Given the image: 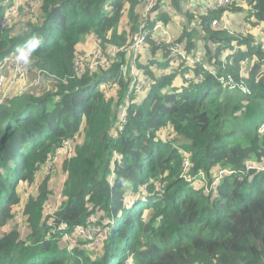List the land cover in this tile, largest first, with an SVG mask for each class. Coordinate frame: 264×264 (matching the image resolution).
I'll use <instances>...</instances> for the list:
<instances>
[{"label": "trees", "instance_id": "1", "mask_svg": "<svg viewBox=\"0 0 264 264\" xmlns=\"http://www.w3.org/2000/svg\"><path fill=\"white\" fill-rule=\"evenodd\" d=\"M32 1L22 0L0 27V62L36 36L40 45L25 68L48 83L41 96L0 103V264H263L264 169L253 166L264 161V68L250 25H264V0H231L209 13L187 8L190 0H158L155 18L167 23L166 7L171 22L188 15L178 40L193 55L201 46L211 69L198 82L186 81L183 73L197 79L201 65L171 64L165 45L153 47L149 34L153 58L144 54L149 65H137L144 89L132 82L129 68L123 73L125 53L104 51L130 44L145 0H39L31 11ZM10 6L0 0V20ZM225 11L242 12L249 29H222ZM215 19L219 24L211 28ZM90 35L102 45L105 70L77 59L79 43ZM232 42L235 53L220 69L218 54ZM212 72L229 74L233 86H221ZM80 135L75 156L60 166L61 190L55 194L46 175L35 194L25 195L41 168L51 172L55 148ZM185 158L192 174L233 173L207 192L182 177ZM95 218L110 226L101 256L89 263L63 238Z\"/></svg>", "mask_w": 264, "mask_h": 264}, {"label": "rangeland", "instance_id": "2", "mask_svg": "<svg viewBox=\"0 0 264 264\" xmlns=\"http://www.w3.org/2000/svg\"><path fill=\"white\" fill-rule=\"evenodd\" d=\"M155 14V11H152V16ZM163 15H166L165 12H163ZM196 17V16H195ZM194 17V18H195ZM191 21V26H194L195 23L197 24V18ZM224 18L226 20V16L224 14ZM161 19V18H160ZM179 19V18H178ZM181 28V26H179ZM255 28V27H253ZM20 29V26L14 30L18 31ZM259 28H256V31H258ZM261 41H264V37L261 39ZM95 45V40L90 36H87L82 42L79 43L78 48L82 51H93L95 48L93 47ZM157 47L158 46H153ZM166 47V46H165ZM100 52L103 51L102 45L99 44ZM110 48L112 46H108V48L104 51L107 53L113 54L111 52ZM151 48L148 47L147 49L143 48V51L141 54L136 56L135 58L132 57V55H126V62L123 64V71H126L127 68L130 69V75H135L138 72V67L137 65L143 64V66H148L149 62H145V58L143 55H149L152 57L151 53ZM226 49H222L218 57L220 60H222L225 57L226 54ZM151 53V54H150ZM200 54V52H198ZM15 55V54H11ZM10 55V56H11ZM10 56H6L5 58L8 59ZM106 64L101 65L99 63V68H95L94 70H105L104 68ZM208 68L211 69V66L208 64ZM99 71V72H100ZM138 79L139 81L142 80V77L140 73L138 72ZM204 74L200 79H204ZM184 79V78H183ZM191 80L193 79V82H198L196 78H190ZM189 79V80H190ZM186 80V79H185ZM187 81V80H186ZM104 84V83H103ZM48 83L44 78L41 77V73H36V72H30L28 69H24L23 64L21 63L20 65L14 67V65L11 68H6L2 67L0 69V103L5 102V100L11 99L15 96H20L23 94H32V95H39L41 96L44 92V90L47 88ZM103 87H106V85H103ZM81 131V130H80ZM83 136L80 135L78 139L76 138H68L67 140V146H65L60 152L57 153V159L56 163L51 166L52 170L49 174H46L45 172L50 170L49 167H44L41 168V170L37 173L36 177L37 180H33L29 187L25 190L24 194L26 195H31L35 194L37 191V184L40 182L41 179L45 178L46 175H48V182L49 185L51 186V189L53 192L58 193L61 190L63 181L66 178V174H62L61 171V164L62 161L68 160L70 157L75 156V149L78 144L82 142ZM57 146L55 150L58 148ZM54 150V152H55ZM205 176H208L205 172ZM210 180H212L213 174L211 176H208ZM194 184L198 185L200 187V182H194ZM202 186V185H201ZM210 184L208 182H204V187L209 188ZM132 195H136L131 192ZM142 198V196H140ZM62 203V202H61ZM59 204V206L61 205ZM58 206V207H59ZM17 209L19 208V205L16 207ZM16 210V209H15ZM19 212V214H18ZM16 212L15 217L18 218V224L17 226L20 227L21 231H24L26 228L25 225V219L24 216L20 214V210ZM98 218H95L92 220L90 224H87L86 227H79V228H74L75 232L72 230L68 233V235L63 238L65 239L68 244H71L72 247H78L88 258L89 263L93 261V259L98 256H101L102 252V247L101 245L103 244L107 232L109 230V223L106 218H100L99 220H96ZM16 223V221H15ZM21 234V233H20ZM69 240V241H68ZM101 247V248H100ZM80 264H85V263H80ZM128 264H131L128 262Z\"/></svg>", "mask_w": 264, "mask_h": 264}, {"label": "built area", "instance_id": "3", "mask_svg": "<svg viewBox=\"0 0 264 264\" xmlns=\"http://www.w3.org/2000/svg\"><path fill=\"white\" fill-rule=\"evenodd\" d=\"M40 1L39 0H33L32 1V7H31V11L34 9V7L36 6V4H38ZM157 0H145V4L143 6V9L140 12V25H139V30L133 35V37L131 38L130 44L128 45H122L120 47L118 46H112V48H110L111 52H113V54H111L110 52L108 53L110 56H114L116 55L118 52L117 51H121L123 53H125V55H132L133 58H135L136 56H138L139 54H141V52L143 51V48H145L144 46H146V42L148 39V35L151 34L153 36V40L155 41V46H158L160 48H163L162 45H165L166 47L165 50L167 52V56L168 59L170 60L171 64H179V63H183L184 67H189V68H194L197 65H201V72L197 75V80H202L200 79V77H202L203 72L204 71H208V65L206 63H200L201 59L197 56V55H193V54H189L186 52L185 48L183 47V45L178 42L175 41L167 26L160 20L155 19L154 22H150L151 18H152V11L155 7ZM231 2V0H202L201 2V7L203 8V10L205 11H210V10H214L217 8H220L222 6H226ZM22 4V0H11V6L8 9L7 13L4 15V17L0 20V27H5L7 25V23L9 22L10 18L16 14L19 6ZM218 25V22L216 20H213L211 22V27H216ZM228 25L226 23V21H223V28L228 29L227 28ZM256 27L260 28L263 31L264 34V26H261L260 24H257ZM248 28L246 26V24H244V28ZM91 37L95 40V45L93 46L95 49L93 51H80V53L77 55V59L79 61L81 60H85L88 59L89 63L87 64L88 66H94L95 63H103L106 64V61L104 59V57L102 56L101 52H100V48H99V40L95 37L92 36ZM258 43H260L261 45V49L263 51V56L261 58L262 61V66L264 67V41H259ZM236 47H234L232 49V53L235 51ZM230 53V51L226 52L225 56H227ZM89 55L93 56V57H89ZM17 54L15 55H11L8 59L4 58L1 62H0V69L2 67H8L11 68L13 65L14 67L20 65L22 62H18L16 59ZM97 59H100L101 61L97 62ZM92 62V63H91ZM23 64V63H22ZM24 69L25 68V64H23ZM221 69L225 68V62L224 60L222 61L221 65H220ZM248 68V63L247 60H244L240 63V71L241 72H246ZM81 69V66H78V70ZM127 70V69H126ZM138 70L141 71V69L138 68ZM123 73L125 74L126 71H123ZM142 73V71H141ZM213 76H216L213 72L211 73ZM132 76V81H137V86L141 89H144L146 87V85L144 84L145 80L139 81L137 79V75H131ZM192 77V74L190 72H184L183 73V78L186 79L187 81H190ZM218 82L223 86H228V87H232L233 86V79L232 77L228 74L226 77L223 75L220 76H216ZM190 79V80H189ZM148 82H151V80H148ZM124 111V109H123ZM124 116V112L122 114V117ZM262 130L264 131V124L262 125ZM67 140L68 138L64 139L60 146L55 150L54 152V156L52 157V161H56L57 159V153L60 152V150H62L65 146H67ZM264 167V161L261 164ZM250 166H252L251 163H247V168H249ZM190 167V162L187 158H185L184 160V170H183V175L182 177L188 181V182H193V180H196L197 182L199 181L200 184L202 186H204V182H208V184H210L209 188H205V191H210L211 188H213L219 181V179L225 175V174H230L231 171L225 170V169H221L216 171L213 174L212 180L211 182H209L206 179L205 173L203 171H199L197 172L196 175L191 176L189 175L188 169ZM262 167V168H263ZM60 204V195H58L53 202V205L55 206V208L57 209V207Z\"/></svg>", "mask_w": 264, "mask_h": 264}, {"label": "clouds", "instance_id": "4", "mask_svg": "<svg viewBox=\"0 0 264 264\" xmlns=\"http://www.w3.org/2000/svg\"><path fill=\"white\" fill-rule=\"evenodd\" d=\"M158 1V0H157ZM201 2H202V0H190V2L188 3V4H193L194 6H197L198 7V10H202V11H204L205 13H209V12H211L212 10H210V11H205V10H203V8L201 7ZM156 4H157V2H156ZM156 4H155V6H156ZM222 7H224V6H222ZM168 10H163V12H165L166 13V16L169 18V21L166 23V22H164L162 19H160V18H155L154 16H152V18H151V20H150V22H154V20L155 19H158V20H160V21H162L166 26H167V28H168V24H169V22L171 21V19L173 18V15H172V13L170 12V9H169V7H166ZM218 9V8H217ZM154 10V9H153ZM215 10V9H214ZM224 14H225V16H226V20H225V18H224ZM232 14H230L228 11H225L223 14H222V16H221V28L222 29H225V28H223V21L225 20L226 21V23H227V25H228V29H225L227 32H229L230 34H234V31L232 30V28L230 27V23H229V21H231V19H230V16H231ZM4 17V16H3ZM217 22H218V24H219V21L217 20V19H215ZM213 21V20H212ZM249 24L247 21H245V23H243V24ZM250 25V24H249ZM256 25L257 24H255L254 26H251L250 25V27L252 28V27H256ZM247 26V25H246ZM264 26V25H263ZM210 27H211V24H210ZM217 27V26H216ZM211 28H215V27H211ZM256 28H258V27H256ZM246 29H248V28H245L244 30H246ZM169 30V29H168ZM259 31H261L262 33H263V31L261 30V27L259 28ZM178 37H180V34L178 35V36H172V38L175 40V41H178V42H180L179 40H178ZM132 38V37H131ZM148 40V39H147ZM130 41H131V39H130ZM130 41H129V43H130ZM152 41H153V43H154V45H155V41L152 39ZM259 42V41H258ZM181 43V42H180ZM182 44V43H181ZM40 45V39L39 38H37L36 36H33L31 39H30V41L27 43V45H26V47H24V48H20V49H17V56H16V59H17V61L18 62H22L23 64H25V65H28V64H30L31 63V60H30V57H31V54L38 48V46ZM183 45V44H182ZM145 48L144 49H147L148 48V46H147V42H146V46H144ZM183 47L185 48V46L183 45ZM234 47H236L235 46V44H234V42H232V45H231V49H227V51L226 52H228V51H230V53L229 54H233V53H235V51L232 53V49L234 48ZM158 48H160V47H158ZM186 50V49H185ZM236 50V49H235ZM203 51V50H202ZM186 52L187 53H189V54H192L190 51H187L186 50ZM197 53V56L201 59V62L200 63H206L207 65H208V63L206 62V61H204L203 59H204V56H203V52L202 53H198V52H196ZM228 54V55H229ZM227 55V56H228ZM8 56H10V55H8ZM227 56H225L222 60H221V62L219 63V68L221 69V67H220V65H221V63H222V61L223 60H225V58L227 57ZM262 56H263V54H262ZM262 58V57H261ZM245 60H247V59H245ZM244 61V60H243ZM147 62V61H146ZM242 62V61H241ZM247 63H249L248 62V60H247ZM239 68H240V66H239ZM264 68V67H263ZM243 73H246V72H243ZM132 82H136V84H138L137 83V81H132ZM144 84L145 85H147V80H145V82H144ZM222 86V85H221ZM249 163H251L252 165H253V162H249ZM263 163V161L261 162V164ZM260 164V165H261ZM190 167H191V164H190ZM263 166L261 165V166H257V165H254L253 166V168H254V171H261V170H263L264 169V167L262 168ZM225 170H228V171H231V173L230 174H232L233 173V171L232 170H229V169H225ZM199 171H202V170H199ZM199 171H197V172H199ZM218 171V170H217ZM204 172V171H203ZM205 173V172H204ZM197 173H195V174H192V173H190L189 172V175H191V176H194V175H196ZM225 175H229V174H225ZM225 175H223V176H225ZM222 176V177H223ZM221 177V178H222ZM220 178V179H221ZM206 179L210 182V180L207 178V176H206ZM219 179V180H220ZM185 180V179H184ZM186 181V180H185ZM187 183H192V184H194V182H197L196 180H193V182H188V181H186ZM218 184V183H217ZM205 190V189H204ZM62 226V225H61ZM263 264H264V261H263Z\"/></svg>", "mask_w": 264, "mask_h": 264}, {"label": "crops", "instance_id": "5", "mask_svg": "<svg viewBox=\"0 0 264 264\" xmlns=\"http://www.w3.org/2000/svg\"><path fill=\"white\" fill-rule=\"evenodd\" d=\"M187 8L191 9V10H198V7L197 6H194L193 4H189L187 6ZM243 13L242 12H238V13H235L234 15H231L230 16V19L231 21H229L230 23V27L232 28V30L235 32H243L244 31V24L242 23V21L244 20L243 19ZM188 15H186L185 13L181 16H174V20L176 21L175 22H169L168 24V29H169V32L171 34V36H178L180 33H181V28L179 26H182V23L185 22V18H187ZM179 18V19H178ZM251 32H253L254 35L258 36V41H261V39L264 37V34L261 32V31H256V27L255 28H251L250 29ZM198 38H201V36H198ZM197 52H200L202 53L203 49L201 48V46L197 47ZM193 52H195V50L193 49L192 50ZM158 55H161L160 52L157 53ZM148 59H145V62L147 61ZM156 67V65L154 66ZM157 68V67H156ZM138 72L140 73L141 77H142V80L145 79V77L143 76V74L141 73L140 70H138ZM138 72L135 74V75H138ZM137 79H138V76H137ZM139 80V79H138ZM141 80V81H142Z\"/></svg>", "mask_w": 264, "mask_h": 264}]
</instances>
